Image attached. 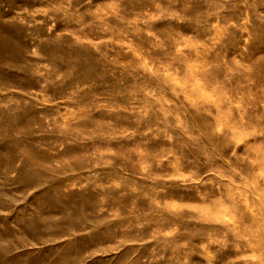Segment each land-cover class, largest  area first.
<instances>
[{"label": "rangeland", "instance_id": "1", "mask_svg": "<svg viewBox=\"0 0 264 264\" xmlns=\"http://www.w3.org/2000/svg\"><path fill=\"white\" fill-rule=\"evenodd\" d=\"M0 264H264V0H0Z\"/></svg>", "mask_w": 264, "mask_h": 264}]
</instances>
